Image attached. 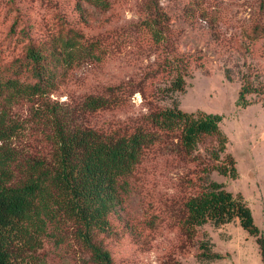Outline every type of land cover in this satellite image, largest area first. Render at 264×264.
I'll return each mask as SVG.
<instances>
[{
	"label": "trees",
	"instance_id": "obj_1",
	"mask_svg": "<svg viewBox=\"0 0 264 264\" xmlns=\"http://www.w3.org/2000/svg\"><path fill=\"white\" fill-rule=\"evenodd\" d=\"M145 1V14L136 24L89 37L73 25L60 0H42L49 17L35 36L24 28L18 31L16 27L23 23L22 1L7 0L12 24L0 40V264H25L28 253L39 250L45 241L79 250L86 256L83 264H113L104 238L117 235L115 220L123 222L124 234L141 241L165 216L188 241L208 222L218 226L237 219L243 230L256 237L264 262V237L250 209L240 195L210 179L213 172L237 178L220 118L184 112L176 101L162 105L172 94L184 91L189 67L196 61L175 52L170 18L160 0ZM115 2L74 0L72 10L86 22L88 7L106 12ZM202 10V0H187L186 20ZM138 35L147 37L149 49L154 50V69L83 95L76 110L61 115L50 110L43 117L52 128L47 137L50 153L35 158L21 155L13 145L21 126L11 109L21 99L49 97L73 70L104 62ZM247 39L252 44L264 42V0L258 3ZM164 75L168 85L151 88V80ZM225 78L232 80L228 70ZM136 93L141 94L146 113L100 126L91 123L97 113L128 106ZM251 94L264 105V82L256 73L245 72L240 76L237 104L251 105L247 99ZM158 157L192 166L194 178L186 181L190 190L161 205L160 211L147 210L141 221L132 224L120 215L123 205L139 193L141 167ZM198 248L206 250L208 245ZM199 257L220 258L204 252Z\"/></svg>",
	"mask_w": 264,
	"mask_h": 264
},
{
	"label": "rangeland",
	"instance_id": "obj_2",
	"mask_svg": "<svg viewBox=\"0 0 264 264\" xmlns=\"http://www.w3.org/2000/svg\"><path fill=\"white\" fill-rule=\"evenodd\" d=\"M20 1L23 23L16 30L24 28L35 36L49 15L42 0ZM60 1L73 25L89 37L134 25L146 9L145 0H115L106 12L88 7L90 18L85 22L72 10L74 0ZM259 1L202 0V12L191 15L188 22L184 14L187 0H160L162 10L170 18L169 32L175 52L190 55L196 61L189 67L184 91L172 94L162 105L170 106L176 101L184 112H204L220 118L219 128L227 137L226 153L234 159L237 178L213 172L210 179L242 197L259 235L264 237V105L253 94L247 96L251 105L243 108L237 104L243 73H256L264 82V42L252 44L247 39L258 16ZM8 9L7 0H0V40L6 38L12 24ZM15 55L17 52L7 58ZM155 56L147 37L138 35L129 46L104 62L73 70L49 97L21 99L11 109L13 119L21 126L13 145L24 157L48 155L51 146L47 137L52 128L43 117L49 116L50 110L59 115L76 110L83 95L139 78L154 69ZM225 70L229 71L231 81L225 78ZM151 83V88L155 85L164 88L168 78L158 76ZM146 111L141 94L136 93L128 106L97 113L90 121L100 126ZM191 167L160 157L145 163L140 170L139 193L125 201L120 215L135 224L147 210L160 211L163 205L184 195L190 190L186 181L194 178ZM114 225L117 235L104 238L113 264H264L256 237L243 230L237 219L218 226L208 222L197 229L193 241L185 239L166 216L155 230L146 231L141 241L124 234L123 222L115 220ZM201 244H207L208 248L201 250L198 248ZM203 252L218 254L220 258H200ZM85 257L75 248L45 241L39 250L28 253L25 264H83Z\"/></svg>",
	"mask_w": 264,
	"mask_h": 264
}]
</instances>
